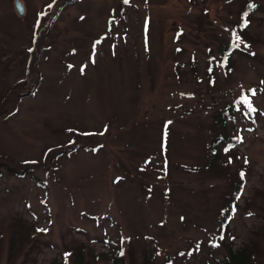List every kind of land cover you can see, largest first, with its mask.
<instances>
[{
    "label": "rangeland",
    "instance_id": "1",
    "mask_svg": "<svg viewBox=\"0 0 264 264\" xmlns=\"http://www.w3.org/2000/svg\"><path fill=\"white\" fill-rule=\"evenodd\" d=\"M15 1L0 264H212L244 245L264 264V0Z\"/></svg>",
    "mask_w": 264,
    "mask_h": 264
},
{
    "label": "trees",
    "instance_id": "2",
    "mask_svg": "<svg viewBox=\"0 0 264 264\" xmlns=\"http://www.w3.org/2000/svg\"><path fill=\"white\" fill-rule=\"evenodd\" d=\"M236 48L237 47L234 46L233 44H230L229 46H224L222 48L221 59L223 60V66L230 67L232 65L230 60L236 54V52H235ZM221 121L225 122L226 119L222 118ZM214 158L215 159L220 158V154H217ZM214 162H216V161H214ZM238 187H239V185H237V188ZM240 190L242 191V187L238 188V190L234 192V194H233V201L234 202H231L229 204V208H227V212L225 213V216L223 218L222 225H223V227H225V230L229 227L231 217L236 213L237 202L241 196ZM234 205H236V206L234 207ZM263 231H264V228L262 226L256 235L257 236H260V235L263 236ZM224 238H225V236L223 237V239L220 238V240L217 241L218 245L215 244L216 248H218L219 245L223 247L225 242L228 240V238L227 239H224ZM226 247H227V245H226ZM252 256H256V250L254 248L250 247L249 245H244L243 247L238 248L236 250L233 249V246H231V247L227 248V256L225 258L217 259L212 264H251ZM118 258H119L118 255L113 256L112 260L114 261V264L119 263Z\"/></svg>",
    "mask_w": 264,
    "mask_h": 264
},
{
    "label": "water",
    "instance_id": "3",
    "mask_svg": "<svg viewBox=\"0 0 264 264\" xmlns=\"http://www.w3.org/2000/svg\"><path fill=\"white\" fill-rule=\"evenodd\" d=\"M15 8L19 16L23 17L25 15V5L22 3L21 0L15 1Z\"/></svg>",
    "mask_w": 264,
    "mask_h": 264
},
{
    "label": "snow or ice",
    "instance_id": "4",
    "mask_svg": "<svg viewBox=\"0 0 264 264\" xmlns=\"http://www.w3.org/2000/svg\"><path fill=\"white\" fill-rule=\"evenodd\" d=\"M125 2H127V0H125ZM236 39L239 40V37H236ZM82 71H83V69H82ZM221 239H223V237H221ZM121 255H123V253H121Z\"/></svg>",
    "mask_w": 264,
    "mask_h": 264
}]
</instances>
